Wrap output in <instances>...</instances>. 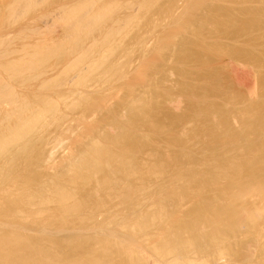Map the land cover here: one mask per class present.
<instances>
[{"label":"rangeland","instance_id":"rangeland-1","mask_svg":"<svg viewBox=\"0 0 264 264\" xmlns=\"http://www.w3.org/2000/svg\"><path fill=\"white\" fill-rule=\"evenodd\" d=\"M13 1L14 0H0V29L6 28V29L14 30V32L5 31L0 33L1 34L0 47L7 48L6 50L7 53L5 52L6 54L0 52V68H2V70L0 69V72L2 76L6 78L8 84L11 85L12 88L17 92V96L19 97L18 101H24L26 103H29L30 107L32 106V109L30 108L31 111H28V115L38 114L36 118V122L33 125L34 127H32L29 130L28 140L30 142L29 141L28 142L31 144L30 145L31 151L33 150V152H31V155L33 157L35 156L34 161H32V165L35 166H32V168L34 172L36 170L37 173L36 172L35 173L41 181L50 180L59 172L67 170L69 168V163L71 161L77 160V158H79L82 154L89 155L90 154L89 148L95 145L94 143L96 142L98 144V145L96 144L97 146L105 150H109L110 152L115 153L119 156L123 155L122 157L125 158H129V157L135 158V160L137 159L138 161H142L141 158H143V161L145 160L150 161L153 158H154L153 161H156V158L158 157L157 155H163V153L165 154L168 151L172 156L170 155L169 158H166L167 156L164 157L166 159L165 160L166 163H164L165 168L163 171V176L162 175H160L159 177L157 176L158 177V180L156 179L157 182L154 180L157 177H154L149 181L150 185L147 184L148 191H150L151 193L150 192L149 193L152 194L151 197L158 198L159 196L158 192H162L163 189L165 192L166 190L168 192L171 190V188L174 187V184L176 183H177L176 185H180V183H182L185 180L191 181L197 176L204 175L208 167V164L217 160L216 155H219L223 152L229 153L230 151H232L228 155L232 156L233 154L236 155V157L238 158H242L244 154V150L246 148L256 145L261 147V144L264 140V136H263L264 134L262 133L264 132L261 133L252 132L250 134V133H246L244 130H240L239 119L236 115H237V111L239 112L241 109H244L254 104V102L256 101L262 104L264 110V85L261 82V76L264 74V64H263L264 39L259 37L258 33L256 32L253 33L255 37H258L255 41L250 40L247 34H241L232 37L229 34L219 32V30L215 25L208 26L203 22L204 20H202V18L205 17V15H209V13H212L217 10H225L233 15H239L241 14L240 11L244 9L261 8L264 6V4L262 3L260 4L259 1L199 0V2L194 3V0L193 2L192 0H157L156 2L157 9L148 12V14L145 17L140 19L141 21L137 26H135L136 28L133 27L130 30L128 29L129 31L127 30L128 32H126L125 34L123 33L126 30V24H125L126 22H124L125 20L124 18H129V17L135 18V16H139L140 14L139 2L138 0H112L115 2V3L113 2L114 5L113 8H115V10L112 9L114 13L112 12L110 14L108 21L103 25V28L101 30L99 29L98 31L93 32L84 40L85 45L83 42L79 46L69 47L67 51H66L67 48L65 50H59L56 47H54L53 49L52 46L51 53H49L46 57L44 58H40L39 56L34 57V59L35 60L37 59L38 62L35 69L29 68V71H26L22 74L19 72H13L10 74L7 72L8 73L7 74L6 72H3V70H5V67L10 62L15 61V59L23 51L22 49L25 48L24 47L25 43H27L25 45L27 46L29 43L33 42V39L31 37L29 36L21 37V35L19 36L17 32L20 34L21 33L20 30L29 27L30 26L29 24L37 25L39 22L38 19L40 18V15H43L45 11H49L48 9L49 7L47 8L45 4L44 5L42 3H39V5L35 4L30 6L29 9L26 10L25 14L22 16L23 19L22 17H20L17 19L16 23H12L13 20L11 21L10 17L7 15V12L10 8L9 5ZM189 1H191L192 3H189ZM190 4H194V5H190ZM40 5H41V9H40ZM53 5L57 6L58 1L53 0ZM168 6H170L169 7L170 9L168 8ZM193 6H195L196 8ZM38 8L41 11L38 10ZM188 9H190L191 11ZM36 10H38V12H35ZM184 11H186L185 13H187L185 14V16H184ZM160 12H162V15L166 13L165 16L163 15L164 17L163 16L161 17ZM27 14L29 16H26ZM175 14L178 16H176ZM182 14L183 16H181ZM122 15L124 17H122ZM126 15H128V17ZM168 16L170 20L168 19ZM155 17H158L159 19L156 18L155 20L157 21H155L154 20ZM160 18H164L165 20L167 18V20L166 21H164L163 19L160 20ZM19 19L20 20L22 19V21H20ZM172 19L173 21H175V23L172 21ZM181 19H183V21ZM180 20L184 24L185 21H187L186 22L188 26L187 29L182 27L178 29V27L182 24V23L179 24V22H181ZM153 21H155V23L157 24H154ZM158 21H160L159 25H158ZM151 22L154 24L155 27L152 28L153 24ZM160 23H163L164 25ZM7 24H11L10 28L9 25ZM147 25L149 26L146 27ZM51 26L47 27V29L52 28L51 30L54 31L57 29L56 32L58 31L59 27L57 25L54 26L56 27V29ZM198 28L202 30L203 35L200 36V39L198 40L199 45L196 44L195 47L189 46L190 51L193 54V57L189 58L187 61L179 60L176 56V53L180 47V44L185 40L195 39L194 35H192L193 33L192 31ZM47 29L45 28L44 30L46 31ZM164 29H167V31L166 30L164 31ZM110 31L111 34H108L110 33ZM114 31H116L117 34ZM112 33H114L115 35H113ZM121 34L122 36L120 39L119 35ZM13 36L16 38H14ZM103 36L105 37L102 38ZM1 37H3V39H5L6 41L3 39L1 41ZM90 38H93L94 40ZM15 40H20V41H15ZM15 42L16 43L20 42V43L19 45L18 44L16 45ZM89 43L92 44L89 45ZM82 47L84 48V50L83 49L82 51L79 50V48L81 49ZM85 48L90 49L89 52L90 54L88 53L89 49L85 51ZM84 51L85 53H83ZM244 52L246 53L248 52L251 53L252 55L257 56L260 59L261 63L260 62L256 63L249 60L246 61L245 58L239 57L236 54H234V53H244ZM82 53L85 55H82ZM204 55L205 57H203ZM195 56H197L198 58L194 59ZM93 63L95 66H92ZM254 64L257 66H255ZM48 65L50 67H48ZM2 66L4 67V69ZM42 68L45 71L44 70L41 71ZM108 71L112 74V75L110 74L111 76L108 75L109 74ZM115 71H117V73ZM102 72L104 73L103 75ZM210 72L216 74V80H215L216 82L211 81L205 77V75H207ZM135 73L136 74L139 73L137 74V76L140 75L142 79L137 76L136 79L134 75ZM113 74H115V76L118 75V77L116 78L115 76H113ZM132 76L134 77V79H132ZM122 77H124V80ZM125 77L126 79L128 78V82L131 77L132 82L130 81L131 83L129 82L128 84L127 81L125 80ZM9 79L11 82L9 81ZM107 80H111L110 81L111 83ZM122 80L123 82H121ZM136 80H139V83ZM225 80L228 82H226ZM124 81H126L125 84L127 83L128 85L127 84L126 85L128 87L124 84ZM135 81L137 83H135ZM24 83L25 85L21 86ZM130 84L133 86L131 87L132 89L129 87L131 86ZM252 84L255 94L252 93V97H250V95H248L250 91L247 90L249 87L251 88ZM207 85L208 86L210 85L211 88H209L208 90H204V87H206ZM137 98H141L144 104L141 106L135 104L134 100ZM165 100L166 101L168 100L167 103L165 102ZM171 101H173L174 104L177 102L178 106L175 104L176 107H174L175 105L172 104L173 102ZM17 102H14L15 104L8 102L5 104V100L1 101L0 107L2 108L4 107V108L2 111L0 110V117L5 112L10 111L11 109H15L17 106L16 105ZM170 102L171 104H169ZM10 104L13 105L9 108ZM203 105L218 106L228 110L230 113L232 112L228 119V125L230 129L234 130L235 132H231L232 134H230V136L228 134L224 135L223 136L224 138L221 142L222 144L221 143L204 144L199 140V137L201 136H198V134H196V131L198 129L197 118L200 117L197 110H199V106H203ZM38 110L43 113L42 114L37 113ZM133 111H139V112L141 111L146 117L148 116V114H154L156 116L154 118L151 117V119L148 120L149 122L151 121L152 123V124L150 123V125H148V123L147 124L131 123L127 120V117L128 114ZM29 112H31L32 114H30ZM164 114L171 117H177L180 120L173 124H168L162 118ZM232 117L235 118L232 119ZM84 121H86L85 125H84ZM88 121L90 122V124L87 123ZM151 125L152 126L155 125L156 127L154 126L155 127L154 128ZM159 126L162 130L159 128ZM89 127L91 129H89ZM121 132H128L131 136L137 138L138 141L141 140V142H143V145L140 148L141 150L139 149L138 151H132L129 148L126 147L124 148V145L122 143L117 142L115 139H117L116 137ZM247 138L250 140H248ZM186 139L188 140V142H186ZM147 143H149L150 145ZM162 145L164 148H166L167 151L162 148ZM238 145H241L242 151L238 149L239 147L235 148ZM6 149H10L13 152H20L21 145L15 142H10L6 145L5 151ZM144 149L146 151H144ZM161 149L164 151L162 152ZM148 150H150V152L152 151V153L148 152ZM153 151L156 153H154ZM239 151L243 153L239 154L238 153ZM143 153L147 156L149 154V156L144 157ZM237 153L240 157L237 155ZM141 154L143 155L141 156ZM151 154H155V155H151ZM137 155H139V157H137ZM150 156H154V157L151 158ZM182 156H184L183 159ZM202 158L204 159L203 161L201 160ZM170 159L171 161L172 160L177 161L178 159L177 161L178 164L175 166L172 165L173 161L171 162ZM96 160L98 164L101 165L103 164L101 158ZM5 167H6L5 161L1 160L0 170L5 169ZM36 167H38V170ZM178 167H182L180 168L181 170L178 169ZM188 168L191 171H189ZM2 175H0V190L3 189L0 191L1 194H3L4 191L6 193L7 189H8L7 192H15L17 190L16 188L18 187V185L16 184L18 183L14 182V184L16 183L15 185L12 184L10 185L11 187L6 188L4 187L5 185L3 183L4 181ZM186 175L188 176L186 177ZM170 177L171 180H168L170 179ZM258 177H260V175L256 176L257 179V180L255 179L256 182H259L261 180V177L260 179ZM181 179L182 182L180 181ZM221 179L223 180L222 181L219 180L217 182V184L219 183V185L215 183V185L214 184H212L213 186L208 185L206 187L207 189L205 188L201 191L196 190L195 192V190H193L192 191L193 193L191 192L192 193L191 195H186V196L181 195V198L183 199V203H182L183 207H181L182 209L180 210L181 212L179 211L173 212V210L170 211V208L169 209L167 208L168 210L167 216H170V218L167 219L166 217V219H162L160 225L165 227V225H167L171 220L182 217V213L185 209H188L189 207H191L192 205H194L203 198L210 197L216 199L217 202L225 203L228 198L236 197V199L234 198L233 202L238 209H244L245 211H247V213L252 210L255 212L252 217H249L247 214L248 221L243 222V224L241 223L240 225H237V234L234 237L235 240L234 238L230 240L231 242H238V243H242L243 245L242 246L239 245L240 246L239 251L232 254L231 256L222 255L217 258L212 257L207 259V262L204 263L205 264H264V205H263L264 198L261 197V196L264 197V195H261L259 197V200H261L260 202H262L263 199V202L260 204V208L259 207L256 208V206H258V204L260 203L258 200H257L258 202L256 201L257 205L255 203L256 196L258 195H253L254 198H252L253 196H251L252 198L251 199L249 195L252 194H249L247 191H245L247 190V183H248L247 177H244L242 175L240 179H237V180H241V182L238 181L239 183L237 182V184L236 182L231 184L228 178L227 179L221 178ZM170 182H173L172 183L173 187L171 184H169ZM243 183L245 185H243ZM157 185H159L160 187ZM193 187L194 185L192 186V188ZM241 187L242 189H240ZM4 188L6 190H4ZM32 188L33 190H36L38 189V186L33 185ZM92 188H93L92 191L88 194L86 199L89 202V203L87 202V204H89L88 205L89 209L81 210L71 216V217L76 216L74 218L77 219L79 218V220H82L81 223L73 226L62 227L54 219L53 220L48 219V221L46 219L44 220L46 222L37 225L32 224L30 220L29 219L27 220V218L24 217L23 215L14 213L12 207L6 205L8 207L7 208L6 206H2L4 205L3 203L2 204L0 203V215H2L3 218L1 219L0 216V236L5 234V232L7 234L15 233L21 235L22 237L24 236L26 240L30 242L33 241L32 243L36 244L37 246L39 245L41 251H45L48 248L50 249V247L53 248L58 246L59 251H57V253H61V254L62 252H64L62 250L63 248L67 247L68 245H72L77 247L78 253H81L80 255H84V251H85L84 247L86 242L89 240H93V239L96 240L98 238L105 236L106 237L111 236L113 238H116L117 240L118 239L124 240L125 237L124 241L128 240L129 242H131L130 244L133 245V250L137 254V257H140L145 263L166 264L161 262L157 257V255L155 254V252H153V245H156L158 243L161 235H156L155 237H151V241H152L151 244L147 243V241L140 238L138 235L127 237V235H125L126 233L122 232L120 229H117L115 227V224H117L116 223L117 218L115 219V216L117 214V213L115 214L116 211L115 210L109 211L110 208L107 205L106 206L103 205L102 207L101 204H104L102 202L104 200L103 193H101L100 190L95 188V186ZM238 190H241V192H239ZM96 191L98 192V194L96 193ZM222 191H224L225 193ZM152 192H154L155 194L158 193V195L153 196L155 194H153ZM197 192L198 193L200 192V194H198ZM235 192H237V194ZM245 192L247 193L245 194ZM228 193H229V197L226 198L223 196V195L228 196ZM246 196H248L249 200L251 199L250 202L246 198ZM94 200L96 202H93ZM2 201L3 200H1V202ZM98 202L99 204L100 203L101 204L97 205V207L96 206L94 207L95 203ZM144 202L145 201L141 203L143 204L142 207L146 205L145 204L146 202L145 203ZM5 208L7 210V211L5 210L7 213L4 212ZM53 208L54 207L52 205L48 206L49 211H51ZM133 210L135 212L134 208ZM134 212H132L133 218H135V220H139L140 217L137 214L135 215ZM109 213L110 214L112 213L111 214L112 216ZM3 215L6 217H4ZM10 215L13 216L10 217ZM82 215L85 218H83ZM16 216L18 217L19 220L17 219ZM20 217L22 219H20ZM105 217L106 219H104ZM68 218H70V216ZM106 228L109 229L106 230ZM61 238H63V240H61ZM59 245H61L60 246L61 248L59 247ZM25 255H26L25 253H20L19 254L20 259L23 258L26 259L27 255L26 256ZM173 256L175 259L180 260L185 256V254H183L182 252H177L174 253ZM202 257L203 255L200 254L197 258H199L200 260V258ZM204 261L206 260L204 259ZM26 262H28V260ZM27 264H31V263L29 262Z\"/></svg>","mask_w":264,"mask_h":264},{"label":"bare ground","instance_id":"bare-ground-1","mask_svg":"<svg viewBox=\"0 0 264 264\" xmlns=\"http://www.w3.org/2000/svg\"><path fill=\"white\" fill-rule=\"evenodd\" d=\"M57 1H58L57 6L53 5V0H14L13 2H11V4L9 5L10 8L7 12V15L10 17L11 21L13 20L12 23H16L17 19L22 17L25 14L26 10H28L30 6L35 5V4H38V5H39V3H42L43 5L45 4V6H47V8L49 7L48 8L49 11H45L43 15H40V18L38 19L39 22L37 25L29 24L30 25L29 27L24 28L23 30H20L21 31L20 34L17 32V34L19 36L21 35V37L22 36L31 37L33 39V42L29 43L27 46H25L27 44V43H25V45H24L25 48L22 49L23 51L20 53V55L15 59V61L10 62L5 67V70H3V72H6V73L8 72L9 74L13 73V72H19L22 74L26 71H29V68L35 69L38 62H37V59L36 60L34 59V57H38V56L40 58L46 57L49 53H51L52 46H53V49H54V47H56L59 50H65L67 48L66 49V51H67L68 48L71 46L74 47V46L81 45L84 42V40L90 34H92L95 31H98L99 29L101 30L103 28V25L108 21L110 14L112 12L114 13V11H112V9L115 10V8H113L114 7V5H113L114 1H112V0L111 1L110 0H80V1H77V0H57ZM223 1H225V0H223ZM257 1H259L260 4L261 3L264 4V0H257ZM138 2L140 5L139 16H135V18L134 17L133 18H131V17L124 18L125 20L123 19L124 22H126L125 23L126 24V30L123 32L125 34L130 29L137 26L141 21L140 19L145 17L148 14V12L157 9V7H156L157 0H138ZM192 2H193V0H192ZM192 2L189 1V3H192ZM197 2H199V0H194V3H197ZM198 4H197V6H198ZM190 5H194V4H190ZM190 5H189V7H190ZM169 7L170 6H168V8ZM193 7H195V6H193ZM185 8H187V7H185ZM191 8H192V6H191ZM40 9H41V5H40ZM40 9L38 8V10H40ZM181 9H183V8H181ZM38 10H36L35 12H38ZM173 10H174V8H173ZM177 10H179V9H177ZM177 10H175V11H177ZM188 10H190V9H188ZM185 12L186 11H184V16H185V14H187ZM240 12H241V14H239V15H233V14H231L225 10H217V11H214L212 13H209V15H205V17H203L202 20H204L203 22L205 24H207L208 26L209 25H211V26L215 25L217 27V29L219 30V32L229 34L232 37H235V36L241 35V34H247L249 36L250 40L255 41L258 37H255L253 35V33L256 32V33H258L259 37L264 39V6L261 8H257V9H251V8L244 9ZM160 13H161V17L163 15L165 16V14H166V13H164L162 15V12H160ZM28 14L26 16L30 15V14L29 15ZM126 14H127V11H126ZM170 14H171V12H170ZM177 14H178V12H177ZM126 16L128 17V15H126ZM155 16H158V15H155ZM176 16H178V15H176ZM181 16H183V14ZM122 17H124V16L122 15ZM24 18H26V17H24ZM156 18L159 19L158 17H155L154 20ZM22 19H23V17H22ZM22 19L21 20L19 19V20L22 21ZM35 19H37V18H35ZM161 19H163L164 21L167 20V18H166V20L164 18H160V20ZM168 19H169V16H168ZM152 20H153V18H152ZM152 20H150V21H152ZM181 20L183 21V19H181ZM155 21H157V20H155ZM155 21H153V23L157 24V23H155ZM164 21H161V22H164ZM172 21H173V19H172ZM182 21L179 22V24H181ZM32 22H33V20H32ZM36 22H37V20H36ZM148 22H149V20H148ZM159 22L160 21H158V25H159ZM173 22L175 23V21H173ZM186 22L187 21H185V24L182 23L180 26L178 24V26H179L178 29L180 27L187 29L188 26H187ZM154 24H153L152 28L155 27ZM160 24H163V23H160ZM7 25H9V28H10L11 24H7ZM51 25H54V26L57 25L59 27L58 31L56 32V30H57L56 27L51 26ZM13 26H14V24H13ZM43 26H44V28H43ZM49 26L54 27L56 30L53 31V30H51L52 28L47 29V27H49ZM148 26L149 25H147L146 27H148ZM45 28L47 29L46 31L44 30ZM190 28H191V25H190ZM167 29H164V31L165 30L167 31ZM147 30H148V28H147ZM169 30H170V28H169ZM5 31L14 32V30L6 29V28L0 29V33L5 32ZM8 32H6V33H8ZM114 32L117 34L116 31H114ZM192 32H193L192 35H194L195 39L183 41L180 44V47L176 53L177 58L181 61H183V60L187 61L189 58L193 57V54L191 53L189 46L195 47L196 44H198V42H199L198 40L200 39V36L203 35V32H202V30H200V28L193 30ZM100 34H99V36H100ZM108 34H111V31ZM112 34L115 35L114 33H112ZM4 35H5V33H4ZM170 35H171V33H170ZM119 36H120L119 38L121 39L122 34ZM104 37L105 36H103L102 38H104ZM14 38H16V37H14ZM24 38H27V37H24ZM2 39H3V37H1V41H2ZM90 39H93V38H90ZM106 39H107V37H106ZM203 39H204V37H203ZM3 40H5V39H3ZM15 41H20V40H15ZM19 43L20 42L16 43V45L17 44L19 45ZM90 44H92V43H89V45ZM168 44H170V43H168ZM201 44H202V42H201ZM84 45H85V42H84ZM0 46H1V44H0ZM132 46H134V45H132ZM7 47H9V46H7ZM83 47L81 49L79 48V50H81V51H82V49L84 50ZM88 49L89 48H85V51ZM130 49H128V50H130ZM234 49H236V48H234ZM6 50H7V48L0 47L1 53L6 54L7 53ZM85 51L83 53H85ZM125 51H126V49H125ZM54 52H55V50H54ZM57 52H58V50H57ZM89 52H90V49L88 50V53ZM83 53H82V55H85ZM120 53H122V52H120ZM221 54H223V53H221ZM234 54H236L239 57L245 58L246 61L249 60V61L256 62V63L260 62V59L257 56L252 55L251 53H248V52L247 53L246 52L234 53ZM220 56H222V55H220ZM203 57H205V55ZM197 58L198 57L195 56L194 59H197ZM175 61H177V60H175ZM51 64H53V63H51ZM92 66H95L94 63L92 64ZM255 66H257V65H255ZM48 67H50V66L48 65ZM121 67H122V65H121ZM121 67H120V69H121ZM0 69L2 70V68H0ZM3 69H4V67H3ZM42 70H44V69L42 68L41 71ZM116 70H117V68H116ZM34 72H35V70H34ZM38 72H40V71H38ZM115 72L117 73V71H115ZM118 72H119V69H118ZM103 74L104 73L102 72V75ZM110 74L111 73L109 72L108 75H110ZM137 74H139V73H137ZM137 74L136 73L134 74L135 77L137 76ZM113 76H115V74H113ZM133 76H132V79H134ZM115 77L117 78L118 75ZM137 77L141 78L140 75ZM137 77H136V79H137ZM205 77L211 81L216 80V74L212 73V72L205 75ZM122 78L124 80V77H122ZM10 79H9V81H10ZM132 79L130 77L129 82L130 81L132 82ZM149 79H151V78H149ZM115 80H113V81H115ZM123 80L121 82H123ZM125 80L129 84L128 78L126 79V77H125ZM29 81H31V80H29ZM40 81H42V80H40ZM107 81L110 82L111 80H107ZM118 81H116V82H118ZM126 81H124V84ZM136 81H138V83H139V80H136ZM136 81H135V83H137ZM148 81H147V83H148ZM226 82H228V81H226ZM261 82L264 85V74L261 76ZM13 83H14V81H13ZM24 85H25V83L22 84L21 86H24ZM141 86H142V84H141ZM129 87L131 88L133 86L131 85ZM209 88H211V86L207 85L206 87H204V90H208ZM214 88H216V87H214ZM251 88L249 87L248 90L246 88L247 91H250V93L248 94V95H250V97H252V93L255 94L254 89H253V84L251 85ZM156 90H157V88H156ZM223 90H225V89H223ZM209 93H210V91H209ZM144 95H145V93H144ZM18 98L19 97L17 96V92L12 88L11 85L8 84V81L6 80V78L4 76H2V74L0 72V102L5 100V104L7 102L15 104L14 102H17ZM167 101L165 100L166 103H167ZM173 101H171V102H173ZM171 102L169 104H171ZM134 103L137 104L138 106H141L144 104V102L141 98L135 99ZM13 104H10L9 108ZM135 104H133V105H135ZM172 104H174V102ZM175 104L178 106L177 102ZM16 105L17 106L15 109H11L10 111L5 112L0 117V161L2 160V161H5V163H6L5 169L0 170V175L3 174L2 176H3L4 182L3 181L2 182L4 183V185H5L4 187H6V188L11 187L10 185L14 184V182L18 183V184L15 183L16 185H18L17 188L15 187L17 189L16 191L14 190L15 192H7L8 189L6 190L5 188H4V190H6V193H5V191L4 192L2 191L3 194H1V192H0V195H2V196H0V199L3 200L2 202L0 200V203L4 204L2 206L7 205V206L12 207L14 210V213L23 215L24 217L27 218V220L29 219L32 224L37 225V224L46 222V221H44L46 219H47V221H48V219L49 220L54 219L62 227L63 226H73V225H77V224L81 223L82 220H79V218L78 219L74 218L76 216H74V217H71V216L76 214L77 212H79L81 210H85V209L88 210L89 209V207H88L89 204H87L88 201L86 199H87L88 194L92 191V189H93L92 187L95 186V188L100 190L101 193H103V195H104V197H103L104 200L102 201L104 204L100 203L101 206L103 207V205L104 206L107 205L110 208L109 211L110 210L116 211L115 214L116 213L117 214L115 216V219L117 218V221H116L117 224H115V227L117 229H120L122 232L126 233L125 235H127V237L138 235L140 238L147 241V243L151 244V242H152L151 237H155L156 235H161L158 243L156 245H153V252H155V254L159 258V260L163 263H166V264H205L204 262H207V259L212 258V257L217 258V257H220L222 255L223 256H225V255L231 256L232 254L239 251V248H240L239 245H241V246L243 245L242 243L231 242L230 240H232L237 234V225H240L241 223L243 224V222L248 221L247 214L249 217H252L255 212L252 210V211L247 213V211H245L244 209H238L234 205V202H233L234 198L236 199V197L232 198L230 196L231 198H228L226 202L224 201L225 203H220V202H217V200L214 198L206 197V198L201 199L200 201H198L197 203H195L194 205H192L188 209H185L184 211L182 210L183 211L182 217H180L178 219L171 220L167 225H165V227L161 226L160 222L162 219H166V217H167V219L170 218V216H167V213H168L167 208L168 209L170 208V211L173 210V212H177V211L181 212L180 211L182 209L181 207H183V205H182L183 199L181 198V195H185V196L191 195L193 193L192 192L193 190H195V192H196V190L201 191V190L205 189L208 185H212V184L215 185V183L217 184V182L219 180L222 181L223 179H221V178H226V179L228 178L230 180L231 184H233L234 182H236V184H237L238 181L241 182V180H237V179H240V177H242V175L244 177H247L248 183H247V190H245V191H247L249 194H252V195H249L250 198L253 195H258V196H256V200L255 199L254 200H255V203L257 200L260 202L261 200H259V197L261 195H264V140L261 144V147H259L258 145L250 146V147L248 146L249 148H246L244 150V154H243L242 158H238V157H236V155H233V154H232V156L228 155L232 151H230L229 153L223 152L219 155H216L217 160L208 164V167H207L204 175L197 176L196 178L192 179L191 181L185 180L182 182V179H183L182 178L180 180L182 183H180V185H176L177 184L176 183V184H174V187L172 185L173 182H170L169 184H171L173 188H171V190L168 192H167V190L165 192L164 189H163L164 192L163 191L158 192V190H157V192L159 193V196H158V198H154V197H151L152 194H150L151 192L148 191V185H150L149 181L151 179H153L154 177H157V176L159 177L160 175L163 176V171L165 168L164 163H166L165 162L166 159L164 157L167 156L166 158H169L171 155L166 150V148L163 147V145H162V148L165 149L167 151L166 153H168V154L163 153L164 156L163 155H157L158 157L156 158V161H153L154 158L150 161H148V160L143 161V158H141L142 161H138L137 159L135 160V158H131V157L125 158V157H122L123 155L119 156L115 153L110 152L109 150H105V149L97 146L98 144L96 142V143H94L95 145H93L91 148H89V150H90L89 155H83L81 153L82 155L79 158H77V160L71 161L69 163V168L67 170L59 172L57 175H55L50 180L41 181L39 179V177L36 175V173H37L36 170H35V172H36L35 173L33 168H32V166H35V165H32V161H34L35 156L33 157L31 155V152H33V150L31 151V147H30L31 144L29 143L30 141L28 140V133H29V130L32 127H34L33 125L35 124L36 118L38 116L37 113L42 114L43 112L38 110V112L36 113L37 115H35V114L34 115H28V111H31L30 108L32 109V106L30 107L29 103H26L24 101H18L16 103ZM176 105L174 107H176ZM0 108H2V107H0ZM3 108L0 110L2 111ZM143 110H144V108H143ZM197 111H198L200 117L197 118L198 129H197V131L196 130L195 131H196V134H198V136H201V137H199V140L202 143H204V144L221 143L223 138H224L223 137L224 135L228 134L230 136V134H232L231 132H235L234 130L230 129V127L228 125V119H229V116L232 112L230 113L228 110H226L224 108H221L218 106H213V105L199 106V110H197ZM29 113L32 114L31 112H29ZM155 116L156 115H154V114H148V116L146 117L141 111L140 112L139 111H133V112H130L128 114L127 120L131 123H138V124H147L148 123V125H150L151 121L149 122L148 120L151 119V117L154 118ZM236 116L239 119V129L240 130H244L246 133H250V134L252 132H260V133L264 132V110H263L262 104L260 102L258 103L256 101V102H254V104H252V105H250L244 109H241L239 112L237 111ZM119 118H121V117H119ZM162 118L168 124H173V123L180 120L177 117H171V116H168L166 114H164V116H162ZM233 118H235V117H232V119ZM166 122H165V124H166ZM85 123H86V121H84V125H85ZM87 123L90 124L89 121ZM86 126H87V124H86ZM86 126H84V127H86ZM154 126L155 125H153L152 127H154ZM86 128H88V127H86ZM86 128H85V130H86ZM159 128H160V126H159ZM89 129H91V128L89 127ZM115 129H116V127H115ZM157 131H160V130H157ZM262 134H264V133H262ZM194 135H195V133H194ZM234 136H236V135H234ZM116 138L117 139H115V140L117 142L122 143L124 145V148L125 147L129 148L132 151H138L141 148V146L143 145V142H141V140L138 141L137 138H134L128 132H121L120 134H118V136ZM192 139H194V138H192ZM248 140H250V139H248ZM10 142H15V143L20 144L21 145V149H20L21 151L20 152H13L10 149H6V151H5L6 145ZM186 142H188L187 139H186ZM90 144H92V143H90ZM147 144H149V143H147ZM195 145H197V144H195ZM195 145H194V147H195ZM199 145H198V147H199ZM212 145H214V144H212ZM235 148H238L242 151L241 145H238ZM197 149H200V148H197ZM237 150H236V152H237ZM144 151H146V150L144 149ZM163 151L164 150H162V152ZM241 151H239L238 153L242 154L243 152H241ZM148 152H150V150H148ZM150 153H152V151ZM154 153H156V152H154ZM238 153H237V155H238ZM143 154H141V156ZM139 155H137V157H139ZM151 155H155V154H151ZM143 156L148 157L149 154H148V156L145 154ZM150 157L152 158L154 156H150ZM183 157L184 156H182V159H183ZM99 158H101L103 161L102 165L98 164V162L96 160ZM213 158H215V157H213ZM213 158H212V160H213ZM201 160L203 161L204 159L202 158ZM99 161H101V160H99ZM170 161H171V159H170ZM177 161H178V159H177ZM177 161H173V164L171 162L170 163L175 166L178 164ZM207 162H209V161H207ZM204 163H205V161H204ZM36 168L38 170V167H36ZM180 168H182V167H178V169H180ZM188 170H189V168H188ZM189 171H191V170H189ZM256 174L260 175V177H261V180L259 182L255 181L256 176H258ZM167 175H168V173H167ZM182 176H184V175H182ZM187 176L188 175H186V177ZM190 176H193V175H190ZM158 177L155 178L154 180L155 181H156V179L158 180ZM260 177H258V178L260 179ZM168 180H171V177ZM162 183H164V182H162ZM33 185H37L38 189L33 190V188H32ZM193 185H194V187L192 188ZM217 185H219V183ZM243 185H245V184L243 183ZM151 186H149V187H151ZM157 186H159V185H157ZM169 187H171V186H169ZM169 187H168V189H169ZM161 188H160V190H161ZM240 189H242V187ZM1 190H3V189H1ZM238 191L241 192V190H238ZM222 192H224V191H222ZM237 192H235V193L237 194ZM247 192H245V194ZM96 193L98 194L97 191H96ZM152 193L155 194L154 192H152ZM158 193H156L153 196H157ZM160 193H162V194H160ZM148 194H150V195H148ZM198 194H200V192ZM223 196L227 198V197H229V193H228V196H225V195H223ZM187 197H189V196H187ZM187 197H186V199H187ZM192 197H194V196H192ZM243 197H245V196H243ZM261 197L264 198L263 196H261ZM246 198L248 199V196H246ZM252 198H254V196ZM186 199H184V200H186ZM250 200H249V202H250ZM143 201L146 202V203L144 202L146 205L142 207L143 204H141V203ZM221 201H223V200H221ZM93 202H96V201L94 200ZM262 202H263V199H262ZM262 202H260L258 204V206H256V208L257 207L260 208V204ZM100 204H99V202L95 203L94 207L95 206L97 207V205H100ZM50 205H52L54 207L51 211L48 210V206H50ZM256 205H257V203H256ZM133 208L135 209V212H134ZM245 208H247V207H245ZM1 210H3V209H1ZM5 210H6V208L4 209V212L7 213L6 212L7 210L6 211ZM92 212H94V211H92ZM126 212H128V213H126ZM132 212H134L135 215L137 214L140 217V219L135 220V218H133ZM9 214H8V216H9ZM0 216H1V219H3L2 215H0ZM12 216L10 215V217H12ZM69 216H70V218H68ZM77 216H79V215H77ZM4 217H6V216H4ZM83 218H85V217L83 216ZM107 218H109V217H107ZM111 218H114V217H111ZM17 219H18V217H17ZM20 219H22V218L20 217ZM104 219H106V217ZM108 229L106 228V230H108ZM114 235H116V234H114ZM44 240H41V241H44ZM61 240H63V238H61ZM124 240H125V237H124ZM124 240H119V239L117 240L116 238H113L111 236H108V237L105 236V237L98 238L96 240L93 239V240L87 241L85 244V247H84V249H85L84 255H80L81 253H78L77 247L72 246V245H68L67 247L63 248L62 250L64 252H62V254H61V253H57V251H59L58 246L53 247L54 246L53 245L52 246L53 248L50 247V249L48 248L45 251H41L40 246L38 245L39 246L38 247L36 244L32 243L33 242L32 240H31L32 242H30V241L26 240V238L24 236L22 237L21 235H18L15 233L7 234L5 232V234L0 236V264H27L29 262L31 264L32 263L33 264L34 263H36V264H148V263H145L140 257H137V254L133 250V245L130 244L131 242H129L128 240L127 241H124ZM234 240H235V238H234ZM42 245H44V244H42ZM60 246L61 245H59V247ZM177 252H182L183 254H185V256L182 259L177 260L173 256V254L177 253ZM20 253H25L27 255V256L26 255L25 256H26V259L28 260V262H26L27 260L25 258H23L24 256L22 257L24 260L20 259V257H19ZM200 254L203 255V257L200 258V260H199V258H197V257ZM204 259L206 261H204ZM218 259H220V258H218Z\"/></svg>","mask_w":264,"mask_h":264}]
</instances>
